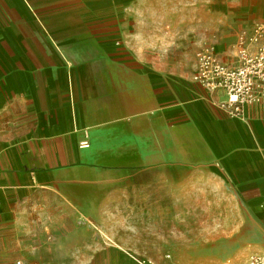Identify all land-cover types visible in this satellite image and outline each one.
<instances>
[{"label":"crops","instance_id":"crops-1","mask_svg":"<svg viewBox=\"0 0 264 264\" xmlns=\"http://www.w3.org/2000/svg\"><path fill=\"white\" fill-rule=\"evenodd\" d=\"M34 1L48 30L36 23L26 34L6 19L0 62L24 117L21 141L8 148L17 168L0 175V216L12 219L22 263L220 264L218 243L200 240L185 204L234 187L260 209L264 99L244 118L227 115L223 93L193 80L195 51L174 58L178 30L154 28L139 8L114 47L52 15L58 0ZM240 32L218 48L222 60H233Z\"/></svg>","mask_w":264,"mask_h":264},{"label":"rangeland","instance_id":"rangeland-1","mask_svg":"<svg viewBox=\"0 0 264 264\" xmlns=\"http://www.w3.org/2000/svg\"><path fill=\"white\" fill-rule=\"evenodd\" d=\"M26 1L27 6L24 0H8L7 6L0 0V62H6V58H2L5 33L10 27L6 19L21 20L18 26L26 34L35 28L36 23L39 27L41 23L44 25L43 12L39 14L35 9L36 1ZM155 1L162 2L164 8L152 7L151 3ZM55 8L52 15L73 19L71 28L75 29L74 33L95 41L109 40L114 47L121 38V26L128 31L129 19L139 8L141 16L147 15L153 20L149 23L154 28L157 25L164 27L163 31L171 30V35L174 29L178 30L176 42L181 46L178 52H174L175 59H179L182 49L191 48L195 55L204 46H214L218 50L245 26L251 28L264 17V0H58ZM43 28L48 27L44 25ZM5 71L6 66L1 63V78ZM15 86V81L7 85L0 81V175L17 168L16 153L8 148L17 145L24 134L18 131L24 117L17 115L16 102L13 101L17 98ZM26 126L32 130L35 124L28 121ZM35 156L43 166L53 160L48 154ZM234 190V187H217L215 200L185 204L187 212L194 216L190 219L191 225L200 226V240L218 243L217 253L223 258L220 264H240L252 252L264 251L261 210L249 201L238 200ZM3 210H6V203L0 199V213ZM16 238L11 217L0 216V264H23Z\"/></svg>","mask_w":264,"mask_h":264},{"label":"built area","instance_id":"built-area-1","mask_svg":"<svg viewBox=\"0 0 264 264\" xmlns=\"http://www.w3.org/2000/svg\"><path fill=\"white\" fill-rule=\"evenodd\" d=\"M193 80L209 91H219L224 98L218 104L227 115L245 117V108L264 99V17L249 30L238 35L232 61H224L214 46H204L196 52ZM87 139L80 147H88ZM264 211V199L259 202ZM138 264H150L139 260ZM240 264H264V251L252 252Z\"/></svg>","mask_w":264,"mask_h":264},{"label":"bare ground","instance_id":"bare-ground-1","mask_svg":"<svg viewBox=\"0 0 264 264\" xmlns=\"http://www.w3.org/2000/svg\"><path fill=\"white\" fill-rule=\"evenodd\" d=\"M25 2H26V3H25ZM24 3H25L26 6L28 5V2H27L26 0H24Z\"/></svg>","mask_w":264,"mask_h":264}]
</instances>
